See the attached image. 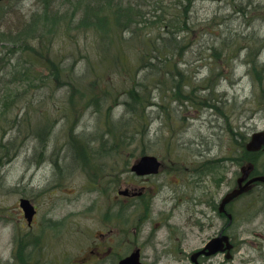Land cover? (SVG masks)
<instances>
[{"label": "rangeland", "instance_id": "374dc122", "mask_svg": "<svg viewBox=\"0 0 264 264\" xmlns=\"http://www.w3.org/2000/svg\"><path fill=\"white\" fill-rule=\"evenodd\" d=\"M138 1L124 0V5L128 6L131 2L138 4ZM40 2L41 0H7L0 7L10 12L4 19V31H15V23L19 26L22 20L28 21L32 15L35 17L41 13L43 8H40ZM76 2L77 0H48L44 4L54 12L63 14L72 13L74 9L69 8V5ZM81 2L90 3L89 0ZM104 2L107 3V0ZM112 7L115 9L114 5ZM191 11L195 30L203 32H206L207 23L213 15L217 14V22L210 29L217 36V41L205 39L204 34L188 49L186 58L182 61L184 65H181V69L186 70L192 79L189 87L196 88L194 92L187 88L188 98L192 95L195 97V105L185 104L186 107L181 109L176 104L170 111L162 112L161 106L171 102L172 98L169 96L172 92L166 93L164 98L165 93L155 89L151 93L153 107L147 108L145 122L139 117H134L132 122L123 125L119 122L126 121L125 117L129 118L125 115L126 106L123 105L126 98L118 99L116 104L107 99H80L79 95L74 98V88L47 80L41 90L29 93L34 95V98H28V101H33L32 104L24 115L23 112L20 113V118L25 119L21 122L22 127L13 128L7 122L1 123L0 138L5 132L7 139H4V143L8 144L12 138L13 141L9 157L0 151V264H68L73 258H77L79 262L77 247L87 241L88 236L100 231L101 220L105 219L104 204L112 202L110 199H114L118 189V185L107 182V174L97 175L93 168L110 171L116 160L117 174L126 166V156H129V153L137 154L135 150L139 145L138 141L142 139H145L146 145H153L154 153H151L165 163V172L168 175L180 172L185 174L199 168L207 173L217 172V205L221 195L235 186L234 177L239 175L248 159L260 160L261 170L264 154L251 155L246 149V144L254 133L264 131V0H196ZM61 26L57 28L59 35H51L49 44L43 47L48 49L45 54L52 60H46L47 56L41 59L45 58L43 61L51 65L56 55H59L58 50L63 49L62 57L58 61L67 67L75 66L76 76L82 80L86 70L90 69L89 64L92 67L93 62L81 59V56L89 53L95 56V40L92 34L76 35L74 32L69 38L72 41L66 39L60 34L67 27L64 24ZM199 36L200 33L197 39ZM212 42L217 44L216 65L211 59H206L210 51L205 48ZM11 48L18 50L13 55V63H16L21 57V50L14 45L12 47L10 43L0 42L1 52ZM249 49L252 50L251 55L248 54ZM29 55L25 54L22 60ZM130 56L132 62L136 63V58ZM228 57L231 60L227 62ZM44 64L45 62L36 64L37 70L41 75H49ZM210 65L214 66L212 71L216 69L217 74L223 72L225 79L215 75L209 78ZM7 70L10 72L11 67ZM118 77L119 75L114 73L112 78L105 79L104 82L116 84L119 89H123L118 79L115 80ZM84 79V83L90 85L96 79L95 70ZM208 79L215 88L214 91L208 88L210 94L204 91ZM8 80H11L10 75ZM212 93L216 95L214 101L218 108L217 121L212 109L201 106L208 96H213ZM103 96L102 92L100 98ZM111 106L113 110L110 122L117 124V131L127 130L130 135L137 133L134 147L121 148L120 155V149L115 152L113 144L116 139L109 134L106 122L109 118L106 117L105 111ZM31 110L42 114L44 122L41 124L48 127L45 136L51 134L49 142L41 144L34 138L35 128L29 126V118L30 114L32 118H37L38 112H30ZM14 116L11 112L9 120ZM144 125L148 134L142 138ZM236 139L246 143L238 145ZM140 144L142 148V142ZM42 150L47 152L43 153ZM82 151L90 153L87 159L79 155ZM88 160L94 162V165H86L85 161ZM132 162L134 163V160L130 162V167ZM166 174L161 175L159 179L165 180ZM117 175L122 182H128L127 173L119 172ZM173 181L179 179L169 180L170 183ZM169 190L166 187L160 194L158 203L162 198L169 197ZM105 195L110 198L104 197ZM21 198L31 200L38 208V214L31 227L27 225L20 208ZM243 202L240 206L248 204L253 214L261 210V205L251 206L252 202L247 199H243ZM91 203L95 209L86 214L84 208ZM249 216L239 218L237 231H244V240L234 259L226 260V264H247L248 258L264 264V240L255 241L249 237L253 229L258 232L261 230L263 221H252ZM55 221L61 222L56 225V232ZM186 221L187 213L182 208V213L176 215L172 223L181 227ZM220 225L222 222L217 221V230ZM221 260L224 258L220 255L215 259V263ZM159 264H191V261L186 259L182 262L170 255Z\"/></svg>", "mask_w": 264, "mask_h": 264}, {"label": "trees", "instance_id": "16d2710c", "mask_svg": "<svg viewBox=\"0 0 264 264\" xmlns=\"http://www.w3.org/2000/svg\"><path fill=\"white\" fill-rule=\"evenodd\" d=\"M89 1L90 3L83 4L81 0H77L76 4H73L74 6L69 5V8L74 9L72 13L60 14V12H54L48 5L44 4L48 0H41L39 3L40 8H43L41 13L36 14L35 17L32 15L28 21L22 20V18V21H19V26L16 23L14 24L17 27L15 31L6 30V32L4 31V19L10 12L8 9H2L4 7L0 8L3 11L0 14V42L10 43L12 47L14 45L22 52L21 57L18 58L19 60L13 63L15 59L13 55L18 51L17 49L11 48V50L0 51V89H2V94L0 95V126L2 125L1 123L7 122L13 128L22 127L21 122L25 119L20 118V113L23 112L22 115H24L27 108L32 104L33 101H28V98H34V95L29 93L41 90L47 80L50 83H58L61 86L74 88V98L79 95L80 99H107L113 100L115 104L118 99L126 98L123 105L126 106L125 115L129 116V118L123 116L126 121L119 122L123 125L132 122L134 117H139L145 122L147 108L153 107L151 93L155 89L165 93L164 98L167 96L166 93L172 92L169 97L173 100L179 99L183 104L188 101L187 103L195 105V97L192 95L188 98L187 88H190L193 92L196 88L192 89V87H189L192 79L186 70L181 69V65H184L182 61L186 58L188 49L194 46L204 34H206L205 39H216L217 41L215 33L210 31L217 22V14L213 15L207 23L206 32H203L195 30L191 16V10L196 0H156L157 2L152 0V3L151 0H139L138 4L129 2L128 6L124 5V0H107V3L104 0ZM112 5H114L115 9H112ZM243 10L244 8H242ZM69 19L70 23L67 24ZM61 24L67 27L60 34L66 39L71 38L73 32L76 35H93V40L96 43L93 48L95 56H92V53L81 56V59L93 62V66L91 67V64H89L90 69L86 70L85 75L82 76L85 78L86 75H90L93 69L95 70L96 79L90 85L84 83V78L82 80L77 78L75 66L67 67L62 65L61 61H58L62 57L63 49L58 50L60 56L56 55L51 65L43 61L45 58L41 59L47 56L45 53L48 49L43 48L44 45L49 44L51 35H59L57 28ZM196 33L197 36L200 33L198 39ZM69 40L72 41V39ZM207 45L205 49L210 51V55L206 56V59H211L216 65L217 44L212 42ZM251 53L252 50L249 49L248 54L251 55ZM25 54L29 56L22 60ZM130 55L136 58V63L132 62V56ZM46 60L52 59L47 56ZM229 60L231 59L228 57L227 62ZM41 62H45L44 66H46L49 75L39 74L36 64ZM9 67H11L10 72L7 70ZM213 67V65H210L211 74L209 78L211 75H215L225 79V74L223 72L217 74L216 69L212 71ZM114 73L119 75L115 80L118 79L117 81L121 83L124 87L123 89H119L116 84L110 85L104 82L105 79L112 78ZM9 75L11 76L10 81L8 80ZM206 81V87L214 91L210 79ZM22 87L23 89H18ZM102 92L104 96L100 98ZM212 94L213 96H208L205 99V102L201 105L202 107L214 108L216 95ZM163 107L164 105L161 106V108ZM97 109L100 111V108L97 107ZM112 110L113 107L111 106L105 111L106 117L109 118V121L106 122L109 126V134L116 139L113 144L115 152L120 149V155L122 152L121 148L134 147L133 142L137 133L130 135L127 130L117 131V124L113 125L110 122ZM11 112L15 116L12 120H9ZM30 112L35 113L38 111L31 110ZM37 116V118H32L30 114L29 118V126L35 128L33 136L41 144L49 142L51 134L45 136L48 132V127L41 124L44 122L42 114L38 112ZM147 134L148 130L144 125V130L141 134L142 138H145ZM4 139H7L5 132L0 138V151L1 154L5 153L9 157L13 138L9 140L8 144L4 143ZM236 142L238 145L246 143L245 141L239 142L237 139ZM126 152L127 150L124 153ZM79 155L87 159L90 153L82 151ZM129 155V157L126 156L127 163L125 167L130 165L131 159L135 156L133 153H129ZM85 162L87 163L86 165H94V162L89 160ZM114 165L110 168V171L107 169L102 170L99 167H94L93 169L97 175H101V173L107 174V177H109L107 182L109 184L114 183L117 186L119 183L118 172L117 174L115 173L118 169L116 160H114Z\"/></svg>", "mask_w": 264, "mask_h": 264}, {"label": "flooded vegetation", "instance_id": "af4514ba", "mask_svg": "<svg viewBox=\"0 0 264 264\" xmlns=\"http://www.w3.org/2000/svg\"><path fill=\"white\" fill-rule=\"evenodd\" d=\"M215 116L217 121V115ZM138 142L139 145L135 150L137 154L131 159L134 160L131 167L147 155L155 156L152 144L146 145L145 140ZM141 142L143 148H141ZM250 154L257 156L264 154V147L256 152L250 151ZM159 161L161 171L157 174L139 176L132 172L130 165L118 171L120 174L129 175L128 182H122L118 177L117 194L114 199H110L112 202L104 204L105 219L99 218L102 222L100 231L93 236H88L87 241L77 247L79 262L77 258H73L68 264H121L123 260L137 255L140 264H159L170 255L182 262L186 259L191 261L192 257L204 250L211 240L220 235H227L230 238L233 244L230 260H233L244 240V231L238 232L237 224L239 218L246 215H250L248 218L252 221L255 219L263 221L261 233L253 229L249 237L255 241L264 240V181L257 180L264 177V162L261 163L260 170V160L248 159L239 175L234 177L235 186L221 195L217 205V172L207 173L199 168L185 174L180 172L168 175L165 172V163L160 158ZM163 174L167 176L165 180H160L159 177ZM173 178H178L179 181L170 183L169 180ZM250 181L252 182L247 191L231 201L226 206V212L222 213L220 206L225 196L247 185ZM166 187L170 189V195L162 198L158 203L160 194ZM243 199L252 202L251 206L261 205V210L253 214L248 204L241 207L240 204L244 203ZM94 207L91 203L84 208V211L89 214L93 212ZM182 208L187 213V221L181 227L175 226L172 221L176 215L182 213ZM217 221L222 222L218 230ZM60 223L54 222L55 232L58 227L56 225ZM191 243L197 244L191 245ZM220 255L224 260L215 263V259ZM226 260L228 259L225 253L213 256L202 254L197 262L198 264H226ZM61 263L64 264V262ZM259 263L253 258L247 260V264Z\"/></svg>", "mask_w": 264, "mask_h": 264}, {"label": "water", "instance_id": "95a60500", "mask_svg": "<svg viewBox=\"0 0 264 264\" xmlns=\"http://www.w3.org/2000/svg\"><path fill=\"white\" fill-rule=\"evenodd\" d=\"M4 0H0V3ZM264 147V132H258L253 134L251 141L247 145V149L249 151H259ZM161 164L156 157L146 156L140 162L133 166L132 170L136 172L140 176L156 174L160 171ZM246 178V177H245ZM259 181H264V177L258 178ZM254 181V180H252ZM250 181L247 185L241 186L239 189L233 190L230 192L223 200L220 211L225 212V207L233 201L235 198L239 197L241 194L245 193L249 187ZM20 207L24 211L25 218L28 220L29 224L32 223L33 218L36 214L35 206L28 199H21ZM233 249V245L230 242L228 236L220 235L219 237L211 240L206 248L201 252L197 253L194 257H192V262L198 264V257L202 254H206L207 256H213L218 253H226L227 259L232 257L231 250ZM121 264H140L139 257L133 256L129 257L121 262Z\"/></svg>", "mask_w": 264, "mask_h": 264}, {"label": "bare ground", "instance_id": "6f19581e", "mask_svg": "<svg viewBox=\"0 0 264 264\" xmlns=\"http://www.w3.org/2000/svg\"><path fill=\"white\" fill-rule=\"evenodd\" d=\"M214 90H215V88H214ZM204 91L210 94V90H209L206 86L204 87ZM215 93H216V91H215ZM187 102H188V101H186L185 104H189V103H187ZM174 103H175V104H174ZM176 104H177L181 109L184 108V107H186L185 104H183V103H181V102L179 101V99H175V100L171 99V102H170L169 104H165V105H164V107L162 108V112H163V111H164V112H168V111H170L171 108L174 107ZM190 105H191V104H190ZM191 106H193V105H191ZM212 110L214 111L215 115H217V104H215V106H214V108H212Z\"/></svg>", "mask_w": 264, "mask_h": 264}]
</instances>
